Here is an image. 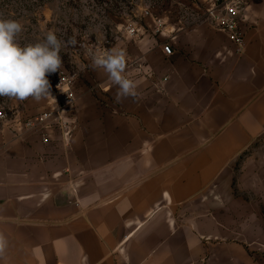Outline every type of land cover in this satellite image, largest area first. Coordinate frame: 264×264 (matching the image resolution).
<instances>
[{
    "label": "crops",
    "instance_id": "obj_1",
    "mask_svg": "<svg viewBox=\"0 0 264 264\" xmlns=\"http://www.w3.org/2000/svg\"><path fill=\"white\" fill-rule=\"evenodd\" d=\"M211 3L118 39L136 99L74 63L70 137L24 124L53 91L0 119V264H264V0H244L240 55Z\"/></svg>",
    "mask_w": 264,
    "mask_h": 264
},
{
    "label": "rangeland",
    "instance_id": "obj_2",
    "mask_svg": "<svg viewBox=\"0 0 264 264\" xmlns=\"http://www.w3.org/2000/svg\"><path fill=\"white\" fill-rule=\"evenodd\" d=\"M188 3L189 0H0V13L24 23L21 43L35 42L50 29L65 41L75 36L76 45L61 51L62 68L74 73V63L90 61L84 54L86 48L111 50L118 39L128 36V27L145 26L149 16L146 10L162 14L168 7ZM20 103L0 97V113L10 116Z\"/></svg>",
    "mask_w": 264,
    "mask_h": 264
},
{
    "label": "clouds",
    "instance_id": "obj_3",
    "mask_svg": "<svg viewBox=\"0 0 264 264\" xmlns=\"http://www.w3.org/2000/svg\"><path fill=\"white\" fill-rule=\"evenodd\" d=\"M24 31L25 25L21 20L5 18L0 13V97L20 102L29 98L35 102L52 99L48 77L61 70V51L75 46L76 38L72 36L65 41L50 29L35 42L21 43ZM84 54L90 60L92 70L103 72L115 86L116 103L138 97L137 85L125 74L128 61L125 50L86 48ZM6 246L7 241L0 234V256Z\"/></svg>",
    "mask_w": 264,
    "mask_h": 264
},
{
    "label": "built area",
    "instance_id": "obj_4",
    "mask_svg": "<svg viewBox=\"0 0 264 264\" xmlns=\"http://www.w3.org/2000/svg\"><path fill=\"white\" fill-rule=\"evenodd\" d=\"M245 9L244 0H212L211 5L206 9V16L213 26L223 33L234 43L236 53L242 54L245 50V34L241 27V12ZM146 15H151L149 10L145 11ZM157 31L163 27V21L160 17L155 18ZM128 34L134 36L137 34L136 27H128ZM163 51L167 55H172L173 51L169 45L163 46ZM51 82V91L55 92L60 99V107L55 111L43 112L27 121L25 126L34 127L36 125L45 124L49 119H55L58 127L63 131L65 136L70 137L72 130L69 123L65 120V113L72 109L75 105V89L74 84L76 75L61 68L55 74L49 75ZM9 114L0 113V119H8Z\"/></svg>",
    "mask_w": 264,
    "mask_h": 264
}]
</instances>
